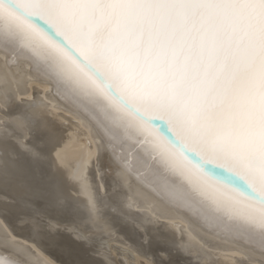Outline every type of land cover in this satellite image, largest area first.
<instances>
[{
	"label": "snow or ice",
	"instance_id": "1",
	"mask_svg": "<svg viewBox=\"0 0 264 264\" xmlns=\"http://www.w3.org/2000/svg\"><path fill=\"white\" fill-rule=\"evenodd\" d=\"M0 45V264H95L116 225L143 264H264V0H0ZM53 83L105 135L47 119L29 88ZM205 204L229 234L193 242L181 209Z\"/></svg>",
	"mask_w": 264,
	"mask_h": 264
},
{
	"label": "bare ground",
	"instance_id": "2",
	"mask_svg": "<svg viewBox=\"0 0 264 264\" xmlns=\"http://www.w3.org/2000/svg\"><path fill=\"white\" fill-rule=\"evenodd\" d=\"M2 47V45H0ZM3 57L0 56V62ZM31 84V82H30ZM30 95L37 96L41 103L47 106L45 116L58 126L69 128L72 131L79 129L81 133L87 137L89 135V127H96L101 135H105L104 129L99 125V121L103 119L100 114H93L90 108L86 107L80 100L72 96L63 88L56 84H37L29 88ZM51 97V99H50ZM83 143L88 146L89 141L85 139ZM95 149V145H90ZM117 148L126 160L125 169L132 172L133 169L146 174L147 181L144 177L133 175V179L149 194L160 198L153 187L154 177L151 170L148 169L147 157L143 149L130 141H117ZM191 219L192 223L180 222L179 227L185 230V238L195 242V233L193 228L201 229L207 233H213L221 237L228 235L229 230L223 222V217L211 205H202L200 207L184 205L181 209ZM169 227L176 229V224H169ZM231 234L240 240L249 241L248 237L240 234L238 230H232ZM98 235L101 237L94 245L95 255L92 259L95 264H143V261L133 254L129 245L134 241L131 238L129 229L120 225L115 226L113 232L99 230ZM256 244L259 249L260 241L256 237L250 241ZM49 259L52 264H58L62 259L60 254L55 250H49ZM228 252L217 251L213 253V259L216 264H233L235 259Z\"/></svg>",
	"mask_w": 264,
	"mask_h": 264
}]
</instances>
